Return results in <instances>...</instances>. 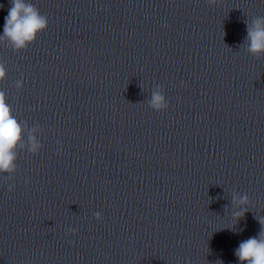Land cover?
<instances>
[{
	"label": "clouds",
	"instance_id": "clouds-1",
	"mask_svg": "<svg viewBox=\"0 0 264 264\" xmlns=\"http://www.w3.org/2000/svg\"><path fill=\"white\" fill-rule=\"evenodd\" d=\"M209 5L217 4V0H207ZM11 7L8 15L5 17L3 35H0V42H6L15 51L25 50L30 44L34 43L40 33L48 27V18L41 14L30 2L26 0H10ZM2 7V6H0ZM247 35L244 46L252 56L256 58L264 57V17H254L246 22ZM7 76L6 67L0 63V82ZM16 89L23 87V82H15ZM148 105L154 111L160 112L168 108V101L160 86L152 91ZM26 122H20L13 114V109L8 103V98L3 90H0V174H8L7 179L12 180L17 170L16 161L21 150L28 151L31 154H37L42 145L35 133L39 127L27 128ZM25 136L27 137L25 139ZM59 143V141L57 142ZM15 184H9L8 190L11 192ZM231 203L238 208V211L232 213L236 223L248 212L246 205L250 203L247 194H232ZM94 216L101 220V213L96 212ZM257 219V218H256ZM261 225V230L257 236L250 237L239 243L235 249V256L240 264H264V218L257 219ZM235 223V224H236ZM242 231V230H241ZM69 232L75 233L76 229H69ZM216 264H222L217 261Z\"/></svg>",
	"mask_w": 264,
	"mask_h": 264
}]
</instances>
